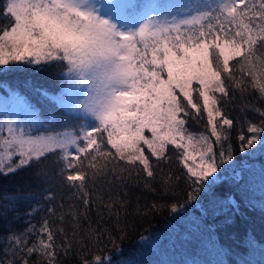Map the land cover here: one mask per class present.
Wrapping results in <instances>:
<instances>
[{
  "label": "snow or ice",
  "instance_id": "1",
  "mask_svg": "<svg viewBox=\"0 0 264 264\" xmlns=\"http://www.w3.org/2000/svg\"><path fill=\"white\" fill-rule=\"evenodd\" d=\"M182 10L183 16H149L132 27L103 15L94 0H6L0 10L8 21L0 25V66L54 62L64 68L69 83L84 90V98L71 111L83 112L93 122L53 130L55 123L50 121L40 131L41 122L34 118L5 117L0 121V174L57 153L58 163H63L61 175L71 170L66 180L83 191L89 178L85 162L95 170L93 175L99 171L98 157L105 169L117 158L133 166L138 162L148 177H154L150 157L157 162L166 159L167 146L173 145L183 149L189 187L198 191L217 172V154L209 137L201 135L196 143L205 147L198 152L199 163L195 167L187 163L195 162L196 155L189 151L193 137L185 136L186 121L180 114L190 116L189 109L206 113L211 136L219 143L227 139L225 126L233 124L217 107L229 96V88L243 92L247 75L264 97V55H256L257 46L264 50V0H216L188 4ZM231 60L236 65L230 66ZM236 66L239 80L231 70ZM259 115V126L248 124L251 135L238 137L242 146L264 143V111ZM227 155L232 158L231 148ZM219 156L223 161L225 152ZM193 198L189 193V199ZM83 203L87 207L89 200ZM171 211L177 207L172 205ZM56 231L63 229L50 227L45 219L39 229L30 224L20 234L10 233L5 255L10 251L13 259L0 264H28L34 253L55 264ZM31 237L35 239L29 246ZM59 247L65 253L71 249L67 237ZM84 264H111V259L96 255Z\"/></svg>",
  "mask_w": 264,
  "mask_h": 264
},
{
  "label": "trees",
  "instance_id": "2",
  "mask_svg": "<svg viewBox=\"0 0 264 264\" xmlns=\"http://www.w3.org/2000/svg\"><path fill=\"white\" fill-rule=\"evenodd\" d=\"M5 2L0 0V10ZM155 2L159 8L157 18L171 19L185 15L182 10L185 5H206L216 0ZM153 4L151 0H143L138 6L150 9ZM6 23L8 21L0 14V25ZM256 55H264L259 46ZM229 63L236 65V60ZM238 68L231 69L237 80L241 78ZM64 75L65 69L54 62L0 66V92L8 89L18 92L34 108L43 128L54 121L53 130H62L61 125L83 122L81 117L66 113L50 98L60 92ZM243 80L247 85L243 92L233 86L229 88V96L217 105L223 116L233 121L231 127L225 126L227 139L215 141L206 113L198 114L189 109L190 116L181 114L186 121V134L209 137L217 154V172L198 191L189 187L183 149L173 145L168 146L166 159L157 162L155 157H150L154 177H148L138 162L133 166L117 158L105 169L101 167L104 161L98 157L99 171L95 175V170L88 168L85 162L89 178L83 191L66 180L71 170L61 175L63 163H58L57 153H49L39 162L34 161L7 175L0 174V261L13 259L10 251L5 255V249L9 248L6 238L10 233L20 234L30 224L39 229L47 219L50 227L63 229L62 233L55 232L58 246L55 264H84L96 255L110 257L111 264H168L160 256L141 252L142 241L156 238L175 226L181 232L184 226L180 224L181 219L192 212L194 215L190 216L197 220V229H204L207 239L200 237L197 249V237L190 231L191 246L189 252H185L189 264H197V260L201 264H264V154L257 152L258 142L249 148L242 146L238 139L242 134L251 135L247 132L249 122L260 125L259 112L264 111V97L252 87L250 77L245 75ZM229 148L231 159L227 155ZM221 151L225 152L223 161L219 156ZM187 163L195 167L199 158L196 157L195 162L189 159ZM49 193L51 199L47 198ZM189 193L193 199H189ZM85 198L89 200L87 207L83 203ZM172 205L177 207L176 212L171 211ZM65 237L71 244L67 253L59 247L65 244ZM34 239L29 238V246ZM174 256L172 264H179L182 257ZM28 264H47V260L34 253Z\"/></svg>",
  "mask_w": 264,
  "mask_h": 264
},
{
  "label": "rangeland",
  "instance_id": "3",
  "mask_svg": "<svg viewBox=\"0 0 264 264\" xmlns=\"http://www.w3.org/2000/svg\"><path fill=\"white\" fill-rule=\"evenodd\" d=\"M143 0H94L97 8L105 16H111L117 19L119 23L136 27L143 20L147 19L149 16L157 17L159 8L155 0L153 7L147 10L145 5L138 6ZM196 85H194L195 87ZM197 95V93H193ZM51 99L55 100L57 105L62 108L66 113L81 117L83 119L82 123L91 124L93 121L91 117L87 116L83 112H72L71 108L77 102V100H82L84 98V90L77 89L72 84L69 83L67 75H64L63 85L61 90L56 95H51ZM182 114V113H181ZM180 114L179 118H182ZM5 117L15 118L17 121H25L30 118L37 119L36 111L34 108L18 93L13 90L8 89L5 93L0 92V121H3ZM40 131H44L42 123L39 126ZM4 135H7L6 130ZM146 136H151V133L145 130ZM187 137V134L185 133ZM200 137H193V148H190V153L196 155L199 158L198 152L203 150L205 145L197 144L196 141ZM186 143V141H182ZM169 146V145H168ZM167 146V147H168ZM259 153L264 154V143L258 142ZM150 153L145 146V154ZM194 215L192 212H188L183 216L180 224H184L183 230L178 231V227H173L170 230L164 231L160 236L156 238H149L142 241L141 252L146 253L148 256L156 257L160 256L163 261H168V264H172L171 257L175 258V254L178 257H182L179 264H189L186 260L185 252H189L191 241H190V231L193 235L197 237V249L201 244L200 237L207 239V234L202 228L197 229V220L190 216ZM201 223V222H200ZM202 224V223H201ZM203 225V224H202ZM195 228V229H194ZM187 230L189 232H187ZM172 250L174 253H172ZM146 256V255H145ZM197 264H201V261L197 260Z\"/></svg>",
  "mask_w": 264,
  "mask_h": 264
}]
</instances>
